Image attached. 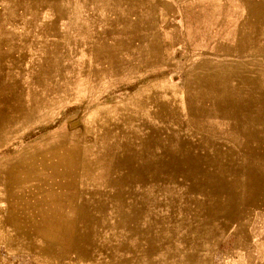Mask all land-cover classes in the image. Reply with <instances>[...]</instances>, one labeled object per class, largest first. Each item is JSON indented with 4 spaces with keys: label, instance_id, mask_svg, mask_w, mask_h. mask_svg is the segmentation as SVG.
Returning <instances> with one entry per match:
<instances>
[{
    "label": "rangeland",
    "instance_id": "1",
    "mask_svg": "<svg viewBox=\"0 0 264 264\" xmlns=\"http://www.w3.org/2000/svg\"><path fill=\"white\" fill-rule=\"evenodd\" d=\"M150 3L0 0V264H264V0Z\"/></svg>",
    "mask_w": 264,
    "mask_h": 264
},
{
    "label": "crops",
    "instance_id": "2",
    "mask_svg": "<svg viewBox=\"0 0 264 264\" xmlns=\"http://www.w3.org/2000/svg\"><path fill=\"white\" fill-rule=\"evenodd\" d=\"M11 1V0H10ZM155 0H24L26 9L42 8L56 10L57 25H60L66 18L72 17L73 24H80L82 14L88 12L106 10L111 6L124 9L144 10L147 8H157L158 5L152 4ZM158 4L160 2H157ZM14 8H16V1Z\"/></svg>",
    "mask_w": 264,
    "mask_h": 264
}]
</instances>
